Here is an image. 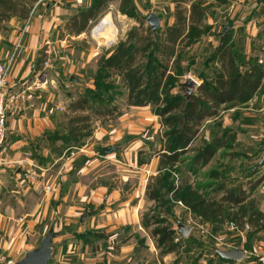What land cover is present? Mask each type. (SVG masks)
Segmentation results:
<instances>
[{
	"label": "rangeland",
	"instance_id": "1",
	"mask_svg": "<svg viewBox=\"0 0 264 264\" xmlns=\"http://www.w3.org/2000/svg\"><path fill=\"white\" fill-rule=\"evenodd\" d=\"M70 1V3L74 4L79 0ZM132 1L136 6L137 13L145 17V25H148L147 16L151 12L150 10L159 11V14L156 13L163 20L160 23L161 29L164 30L167 25L172 23L173 11L169 10L170 4H173L172 0ZM240 1L243 2L242 5H239L241 4L239 3ZM240 1L227 0L224 4H218L215 0L202 1L206 14L205 21L209 25V30L198 42L185 50L180 61L179 71L175 72V80L176 83L179 82V86L176 85L171 88L167 99L185 93L184 90H180V83L186 77L192 76L201 83L203 80L208 81L213 76L214 71L219 69L220 63L217 60L210 61L208 59L220 43V33L223 32V24L233 26V29L230 27L225 34L228 36L226 44L230 45L232 52L235 54L236 63L242 64L241 67H244V70L255 66L264 71V0ZM34 4L33 6H35ZM33 6L30 13L33 12L34 14L36 10L33 11ZM118 6L119 0H112L105 13L90 23L88 28L79 34L68 33L65 27L66 22L75 11L71 16L68 15L67 19L63 15H59L60 20L54 22L53 25L55 27L50 29L51 31L47 37V39H52L55 44L46 42L36 52L35 72H33L36 74L34 82L38 84L39 88L46 87L52 92L53 102L56 104L57 109L63 112V118L57 123L55 132L61 133L64 131L66 115H71L68 108L70 101L82 93L84 88L94 81L100 64L104 57H106V52L113 49L120 39L125 38L130 28L138 25L135 19L121 13ZM39 8L43 9L44 4H40ZM106 14L110 17L108 24L116 28V32H114L113 36L108 32L98 36L97 31L102 30V18ZM29 22L30 19L24 20L23 27L28 25ZM243 24L245 31L240 29ZM12 27L10 22H0V62L5 64L21 50L22 40L14 37L16 38L14 45L16 46L18 43L19 45L16 49L15 46L13 49H8L10 53L5 55L7 44H9L10 37L13 36ZM14 36L16 35L14 34ZM102 46L107 47L106 52L101 50ZM70 74L77 78V80L70 79ZM116 83V88L111 89V91H114L116 94L113 104L117 106L120 113L115 118L104 119L103 121L97 120L93 123L92 134L88 138H84L78 146H70L63 143L62 140L57 139V144H59L56 146V150L57 153H60L61 158L55 164L47 161L49 166L45 168V171H41V181L38 184L37 193L34 195V198L44 199L47 193L50 195L54 188L57 189L59 186L61 190L60 193L56 191V194H58L57 199L60 200L64 193L66 197L65 200L61 201L65 206H61L60 213L58 212L59 216L64 213L67 215H74L76 213L75 215H77L80 210L73 207L80 206V186L75 185L78 180L79 182L81 180V187L86 185L85 192L89 196L90 190L95 187L94 185L97 181L94 179V175L97 174L96 171H99L98 174L105 175L103 177L98 176V179H110L111 182H114L115 187L128 188V186L122 187L123 184L120 181L119 172H116V168L111 164L110 160L103 158L100 147L105 145L104 143L106 142H113L114 145H124L130 139L133 141V145H131L133 149H137L138 145L142 146V148L137 149L138 157L141 155V159L138 160L139 164H145L147 159L149 162L153 158L157 160L155 171L154 173L150 172L151 174L148 176V179L162 174L164 183V188L160 190V196L156 200L148 198L144 190L143 202L139 212L142 228L146 232L145 240L148 239V244L142 242L143 254L139 260L136 259L133 262L141 263V260H143L144 262L147 261L148 264H197L199 259L203 258L204 253L208 257L209 255H213L216 259H220L213 250L215 246L222 249H243L245 254H247V258L244 261L245 264L250 262H252L251 264H259L257 255L262 253H257L255 250L259 236L256 231H252L249 228H238L226 220L218 223L205 222L199 215L191 211L182 200L187 190L192 193L191 196L194 198L204 197L208 199L215 197V199H218L220 194L215 193L214 189L223 181H225L227 186L236 185L241 182L246 186L248 182H253L259 177H264V162L257 169L260 153L263 151L258 148V144L264 142L263 132L261 129L257 128L258 131H255L254 128H247L244 125L245 120H249V115L253 119L256 116V98H253L249 103H247V100L245 102L247 103L246 107H244L245 103L240 105L222 104L219 106L216 117L209 118L203 122L199 137L203 136L209 139L218 130L220 125L230 127L235 132V137L226 146L218 150L215 158L210 160L206 165L191 172L187 170L185 163L174 167H159L158 153L163 145L162 133L165 131V128H162L160 125V117L155 114L154 108L151 106L144 108L143 106H128L125 99L126 90L121 83H118V79H116ZM260 93L261 91H259ZM238 121H240V124ZM235 123H238V125ZM146 138L150 139V143L147 145L143 144V140ZM197 143L198 140L193 145ZM246 153L249 155H246ZM191 155L192 153H187L183 158L187 159ZM76 160H80L81 164L77 166V170L68 171L67 178L62 186V183H59L60 181L58 182V180L63 175V168H65L67 162ZM86 162L88 169L82 174L80 179L79 168ZM33 173H31L32 176L35 175ZM135 180L133 179L132 181L134 182ZM261 183H263V179ZM132 187L135 186L132 185ZM4 197L2 196L3 200H7ZM87 207L91 210L92 214L97 212L91 205L88 204ZM28 208L30 209L31 207ZM68 210H71L72 213L65 212ZM60 220H62L61 224L57 219V227H68V225H64L63 218ZM177 220L182 221L190 227L191 233L184 237L185 239L183 240L176 229ZM163 223H166L170 229L175 230L173 243L177 246L172 252L160 256L163 248L156 246V237H152L150 231L162 226ZM18 226L16 222L9 225L7 233V239L11 242L9 251L11 246L17 241L16 232L18 231ZM55 227L53 224L54 229ZM54 231L56 232V230ZM124 231L119 234L118 239H110L109 241L106 239L111 234L106 232L103 233L107 236L102 239L94 237L92 234L86 236L71 234V236L62 238L63 242L71 244L70 253L73 254L70 255L72 258L76 257L79 260L83 254H85L84 257L88 256L90 258L95 254V251H102L105 254L110 253L115 256L120 247L126 242L122 237L129 230ZM126 236L127 234H124V237ZM151 243L154 249L151 248L152 250H149V245L152 247ZM186 247L192 248L191 251L194 252L188 260L186 259L189 255L182 257V253L187 250ZM20 254L12 252L11 256H4L14 261ZM67 255L69 254L61 256V261H66ZM163 257L166 260H163ZM206 258L204 257V259ZM55 264L64 263L56 261ZM127 264H131V262Z\"/></svg>",
	"mask_w": 264,
	"mask_h": 264
},
{
	"label": "trees",
	"instance_id": "2",
	"mask_svg": "<svg viewBox=\"0 0 264 264\" xmlns=\"http://www.w3.org/2000/svg\"><path fill=\"white\" fill-rule=\"evenodd\" d=\"M36 1L0 0V22H8L14 16L26 18ZM111 1L92 0L89 7L77 9L65 24L67 32L79 34L85 31L90 23L105 13ZM202 1L172 0V23L164 30L159 28L153 33L150 25H145V17L137 13L132 0H119V11L135 19L138 25L130 28L125 38L120 39L104 57L94 81L70 101L68 108L71 115H66L64 131L54 132L51 138L78 146L92 134L93 123L115 118L120 111L113 104L116 94L111 89L116 88L118 79V83L126 90L128 106H151L160 117V125L165 128L162 133L163 145L158 153L160 168L185 163L187 170L194 172L206 165L219 149L234 139L235 132L219 123L218 130L209 139L199 137L203 122L216 117L222 104L240 105L249 100L263 84L264 71L255 66L241 71L242 64L236 63L235 54L226 44L227 34L221 36L220 33V43L208 59L217 60L219 69L214 71L208 81L203 80L197 88V94L190 95L188 100L185 93L167 99L171 88L179 86L175 72L179 71L185 50L209 30ZM215 1L224 4L227 0ZM180 90L186 91V88L180 86ZM196 140L198 143L193 145ZM187 153L192 155L184 159ZM261 181L262 177H259L246 186L242 182L227 186L223 181L214 189L215 193L220 194L218 199L194 198L187 190L182 200L205 222L226 220L238 228L262 231L264 213L259 210L253 195ZM162 188L164 183L160 174L148 179L145 194L156 200ZM150 233L156 237V246L163 248L160 256L176 248L177 245L173 243L175 230L166 223L152 229ZM88 234L100 239L107 236L102 231H89L79 236Z\"/></svg>",
	"mask_w": 264,
	"mask_h": 264
},
{
	"label": "crops",
	"instance_id": "3",
	"mask_svg": "<svg viewBox=\"0 0 264 264\" xmlns=\"http://www.w3.org/2000/svg\"><path fill=\"white\" fill-rule=\"evenodd\" d=\"M38 1L33 6V11L36 10L34 14L31 12L26 18L22 19L14 16L8 21L13 26V36L10 37L9 44H7L5 55L10 53L8 49L14 48L16 39L14 37L20 38L22 44L20 52L14 58L11 57L8 60L10 61V68L6 93L8 95L15 93L17 94V98L14 101L9 100L8 102L7 131L2 147V154L7 162L0 167V256H11L12 252H15V254L21 253L16 259L20 258L26 251L36 247L41 237L54 224L56 227L53 229L56 230L57 235L52 240V257L48 264H55L56 261L63 262L64 264H127L129 262L131 264H148L147 261L144 262L143 260H141V263L133 261L139 260L143 254L142 242L148 244V239L145 240L146 232L141 225L139 210L143 202L146 181L148 176L154 173L157 160L153 158L149 162L147 159L145 164H139L138 160L141 159V155L138 157L137 149L142 148L141 145H138L137 149H133L131 146L133 145V141L129 139L124 145H115L118 149L109 155L104 156L101 154L103 158L110 160L111 164L115 166L116 172H119L120 181L123 184L122 187L128 186V188L115 187L114 182H111L110 179H98V176L103 177L104 174H98L99 171H96L97 174L94 175V179L97 181L94 185L95 187L90 190L89 196L85 192L86 185H83L84 188L81 187V180L80 182L78 180L75 185L80 186V206L73 207L80 210L77 215H75L76 213L74 215L64 213L59 216L58 212L60 213L61 206H65L61 201L66 199L65 193L60 200L57 199L58 194L56 193H60L61 190L59 186L57 189L54 188L50 195L47 193L44 199L34 198V195L37 193L38 184L41 181V171H45V168L49 166L47 161L55 164L61 158L60 153H57L56 150V146L59 143L57 144V140H53L51 135L55 132L57 123L63 118V112L57 109L56 104L53 102L52 92L46 87L39 88L38 84L34 82L36 74L33 72H35L36 52L46 42L55 44L52 39H47V37L51 31L50 29L55 27L53 25L54 22L60 20L59 15H63L66 18L68 15L71 16L74 11L76 12L77 9L87 8L92 3V0H79L74 4L70 3V0ZM43 1L45 2L43 3ZM239 3H241L239 5L243 4L241 1ZM40 4H44L43 9L39 8ZM173 8V4H170L169 10L173 11ZM150 11L159 14L157 10ZM49 16L51 17L50 19ZM26 19H30V22L23 27V22ZM109 21L110 17H108V14L104 15L102 18V30L97 31L98 36L105 32L113 36L114 32H116V28L108 24ZM230 27L233 29V26L230 25ZM240 29L245 31L244 24ZM18 45L19 43L15 46V49ZM101 50L106 52L107 47L102 46ZM111 51L112 49L106 52V56ZM72 77L74 76L70 74L69 78L71 79ZM263 87L262 84L247 101L249 103L253 98H256L255 111L257 113L254 119L249 115L250 118L248 117V121L245 120L244 125L247 128H254L255 131H258L257 128L261 129L264 136ZM259 91H261L260 94ZM257 94L259 95L257 96ZM247 103L244 104V107L247 106ZM238 122L240 124V121ZM235 124L238 125V123ZM149 140L148 138L144 139L143 144H149ZM104 144L114 145L113 142H106ZM263 144L264 142L258 144V148L262 149L261 145ZM246 155L249 154L246 153ZM80 164V160L67 162L65 168H63V175L60 176L58 182L60 181L59 183H62L61 185L63 186L68 171L77 170L76 168ZM260 164L258 162L257 169L260 168ZM87 169V162L79 168L80 179ZM31 173L35 175L32 176ZM133 179L136 180L133 182ZM262 179L263 183L257 186L254 196L258 202L257 206L259 210L264 213V177ZM132 185L135 187H132ZM75 188L77 187L75 186ZM2 196H5L4 198L7 200H3ZM88 204L94 207L97 212L92 214L91 210L87 207ZM28 207L31 208L29 209ZM65 212L72 213L71 210ZM83 213H86L85 219L84 221H80ZM62 218L64 225H68V227H57V222L60 221L61 224L62 220L60 219ZM15 222L19 225L16 232L17 241L11 246L9 251L11 242L7 239V233L9 225L11 223L15 224ZM127 229L129 232L124 233L127 236L124 237L123 234L122 237L126 242L120 247L115 256L110 253L105 254L102 251H95V254L90 258L88 256L84 257L85 254L81 255L79 260L76 257L72 258L70 255L73 254L70 253L71 244L63 242L62 238L91 230V232L102 231L111 234L106 239L109 241L110 239H118L119 234L125 232L124 230ZM256 233L259 236L255 250L257 253L264 254V230L256 231ZM183 239L185 238L182 237ZM149 247V250H152L151 248L154 249L153 245ZM186 249V252L182 253V257L189 255L186 259L188 260L194 252L191 251L192 248L186 247ZM66 254H69L65 258L66 261H61V256H65ZM204 257L207 258L204 259ZM219 258L216 259L213 255H209L208 257L204 253L203 258L199 259L197 264H245L244 261L247 258V254H245L241 261ZM163 260L166 259L163 257Z\"/></svg>",
	"mask_w": 264,
	"mask_h": 264
},
{
	"label": "water",
	"instance_id": "4",
	"mask_svg": "<svg viewBox=\"0 0 264 264\" xmlns=\"http://www.w3.org/2000/svg\"><path fill=\"white\" fill-rule=\"evenodd\" d=\"M147 23L150 25L151 31L156 33V31L161 27V17L155 13L150 12L147 16ZM223 32L221 36L225 35L230 28L229 24L222 25ZM244 67H241V71ZM71 79L77 80V78L72 77ZM181 86L186 88L185 97L186 100L189 99L190 95L197 94V88L200 83L195 80L192 76H188L184 81L180 83ZM263 152L260 157V163L264 162V144L261 145ZM118 149L117 146L111 144H105L101 146V153L106 156L113 151ZM86 213H83L80 217V221H84ZM176 229L182 237H186L190 231V227L185 225L182 221H176ZM57 235L53 227H50L46 233L41 237L38 245L28 251H26L20 258L12 261L11 264H48L52 257V240ZM214 252L221 258L226 260L240 261L245 255V251L240 248H228L222 249L219 247H213Z\"/></svg>",
	"mask_w": 264,
	"mask_h": 264
},
{
	"label": "built area",
	"instance_id": "5",
	"mask_svg": "<svg viewBox=\"0 0 264 264\" xmlns=\"http://www.w3.org/2000/svg\"><path fill=\"white\" fill-rule=\"evenodd\" d=\"M10 67V61L5 64L0 62V167L6 164V159L2 154V147L6 138V122H7V110L9 100L16 98L15 93L7 94L6 87L8 81V72ZM176 240H178L176 238ZM258 263L264 264V255L258 254ZM13 260L8 259L5 256H0V264H11Z\"/></svg>",
	"mask_w": 264,
	"mask_h": 264
}]
</instances>
